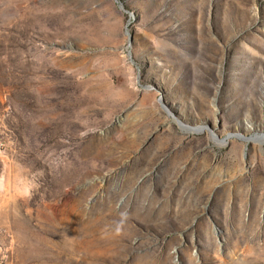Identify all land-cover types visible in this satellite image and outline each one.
Here are the masks:
<instances>
[{
    "label": "rangeland",
    "instance_id": "rangeland-1",
    "mask_svg": "<svg viewBox=\"0 0 264 264\" xmlns=\"http://www.w3.org/2000/svg\"><path fill=\"white\" fill-rule=\"evenodd\" d=\"M214 133L264 136V0H0V264H264Z\"/></svg>",
    "mask_w": 264,
    "mask_h": 264
},
{
    "label": "bare ground",
    "instance_id": "bare-ground-1",
    "mask_svg": "<svg viewBox=\"0 0 264 264\" xmlns=\"http://www.w3.org/2000/svg\"><path fill=\"white\" fill-rule=\"evenodd\" d=\"M180 127L182 128V130L184 132L187 133H195V132H205L207 129H205L204 127H191L188 126L186 124L183 123H179ZM213 139L216 141V143H219L221 145H226V143L228 141H231V139H240L244 142H246L247 144L253 143V142H260V143H264V136H253V137H247L245 135L242 134H233V135H229L227 138L225 139H220V137L217 134H212Z\"/></svg>",
    "mask_w": 264,
    "mask_h": 264
}]
</instances>
